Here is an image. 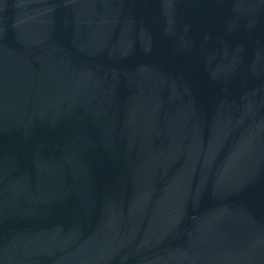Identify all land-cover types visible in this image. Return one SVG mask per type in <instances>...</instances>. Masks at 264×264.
Returning a JSON list of instances; mask_svg holds the SVG:
<instances>
[{"label":"water","instance_id":"obj_1","mask_svg":"<svg viewBox=\"0 0 264 264\" xmlns=\"http://www.w3.org/2000/svg\"><path fill=\"white\" fill-rule=\"evenodd\" d=\"M0 264H264V0H0Z\"/></svg>","mask_w":264,"mask_h":264}]
</instances>
